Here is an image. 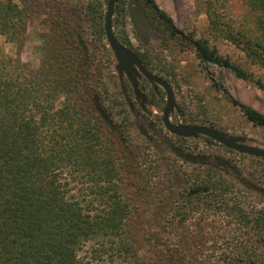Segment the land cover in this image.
Instances as JSON below:
<instances>
[{"label": "trees", "instance_id": "trees-1", "mask_svg": "<svg viewBox=\"0 0 264 264\" xmlns=\"http://www.w3.org/2000/svg\"><path fill=\"white\" fill-rule=\"evenodd\" d=\"M144 1L156 10L152 0ZM106 4L48 0L53 10H71L79 28L71 40L59 28V18L52 20L38 66L26 69L4 45L20 44L40 1L0 0V264H264V204L253 203L251 192L214 168L197 165L184 173L182 189L156 221L161 230L154 236L179 248L192 239L196 250H179V256L170 250L163 260L157 251V263L138 255L126 228L132 204L124 190L121 158L85 94L93 75L97 88L102 85V71H110L114 61L103 31ZM243 5L246 24L235 33L224 29L222 17L208 5L210 32L264 67V0H243ZM158 12L149 17L150 24L163 40H177V32L168 33L162 25L170 19ZM122 28L124 23L117 26V38L131 48ZM195 44L200 62L221 65L264 92L261 79L228 60L221 62L207 39ZM142 60L152 70L151 60ZM241 109L249 122L264 129L263 114ZM248 174L251 183L260 182L255 173ZM188 220L194 227L191 234ZM90 242L86 255H79Z\"/></svg>", "mask_w": 264, "mask_h": 264}, {"label": "rangeland", "instance_id": "rangeland-1", "mask_svg": "<svg viewBox=\"0 0 264 264\" xmlns=\"http://www.w3.org/2000/svg\"><path fill=\"white\" fill-rule=\"evenodd\" d=\"M47 1L40 0V7L37 6L38 13L32 14L28 19L20 44L6 43L4 45L6 53L18 57L26 69L36 68L41 58L42 41L40 40L43 33L47 32L48 13H50V10L45 8ZM152 1L156 6V10L151 5L146 4L144 0H115V13L112 24L114 32L117 33V26L124 23V29H122L129 38L134 50L142 53L145 58H149L152 63V72L163 75L170 83L174 93V108L170 114V122L181 124V122L188 121L189 123L195 122L203 126H209L220 133L226 134L228 137L240 139L241 144L264 149V129L249 122L241 109V106H247L264 115V92L258 89L253 82L236 78L223 66L203 64L196 56L195 43L201 39H207L209 46H215L217 56L221 62L228 60L230 63L252 73L254 77L261 79L264 83L263 66L252 64L241 48L234 45L230 40L225 39L218 32H210V23L206 13L208 5L211 4V7L222 17L225 23L224 29L228 30L229 28L231 32L235 33L246 24L243 0ZM132 6L142 11L144 14L143 19H131L133 15ZM122 8H124L125 13L119 14L117 11ZM158 11L164 13L170 19L169 23L162 21V25L168 27V33L171 30H175L177 32L175 36L177 40H163L160 31L156 28L154 29L150 24L149 17L158 16ZM156 20L161 22L159 18ZM247 25H249L248 21ZM84 30L87 36L89 33L87 26L84 27ZM112 57L114 62L110 66V70L114 72L115 77L109 76L106 70L103 72L102 77L104 86L109 91L104 98L103 105L107 110H110L111 114L119 110V107L110 103L112 100L118 101L114 92L113 86L115 85H113V82H117L118 87L122 88L124 77L128 80L131 87L137 84L140 89V83L134 77L135 70L123 63L113 53ZM123 89L122 97L124 102H126V106H128L129 115L126 114L123 117L124 120L120 122V119L115 117V114L111 115L107 111L106 116H111L109 118L111 122L113 121L115 128L109 130L105 124L104 129L107 135L114 140L117 154L121 158L125 194H127V198H130L128 199L135 206V209L140 210L138 212L140 213L139 215H134L132 219L129 218L126 228L129 231L130 238L134 241V247L138 255L142 259L157 263V250L171 249L175 245L168 241L163 246L162 242H159L154 237L155 235L153 236L157 230L161 229L156 227V224L152 226L153 222L150 219H145L146 216L142 209H144L143 201L147 200V196L145 197L143 196L144 194H141L144 192L138 188L137 185L139 184L135 182L136 177L133 172L137 169L135 165L137 158H135L134 151L130 146L132 143L130 144L124 135L128 134L130 138L132 136L133 140L139 139V136L148 139L151 143V151L159 157L160 164L163 162L162 166L175 165L169 158L176 157L178 160L175 165L177 170L180 168V172L185 171L182 176L180 175V181L183 179L184 173L190 172L193 164L181 163L182 159L174 152L169 151L168 146L173 145L180 149L177 146L179 145L184 149L193 148L195 151L207 154L209 155L207 159H209L212 167L217 172H220L222 176L236 186L251 192L254 197L250 195V200L253 203L258 206L264 204V158H252L248 155H241L235 150L231 151L212 141L207 142V139L202 137L192 136L177 140L174 134L169 133L161 126L159 107L155 108V105L148 106L155 118L153 120V116H149L148 120L143 119L142 115H144V112L137 114L136 106L126 97ZM137 100L135 97L134 102L136 104L139 103ZM141 125L146 126L148 134L146 132L139 133ZM151 136L156 141L151 139ZM146 149L147 147L142 144L139 153ZM142 156L143 158H141ZM142 156L140 161L144 169L150 168L151 173H157L155 169L158 165L156 156L150 152H148L147 157H145L146 155ZM200 163L202 164L203 161ZM141 164L140 168L142 169ZM162 170L161 176L163 175L164 181L169 176H167L166 170ZM169 170H172V167ZM248 173H255L260 182L257 185L251 183L248 180ZM172 180L174 181V189H178L177 178ZM251 186L260 189L261 192L254 190ZM163 194L165 195L166 192ZM174 194L175 192L172 197ZM191 222L192 220L186 222V227L190 234L194 231ZM165 234L162 235L166 236ZM165 239L167 238L162 237V240ZM194 242L189 239L186 244H183L184 247L186 245L189 249ZM91 244V242L87 243L79 252V255H86L84 253L87 249L88 251L90 250ZM192 250H196V248ZM91 264H94V262Z\"/></svg>", "mask_w": 264, "mask_h": 264}, {"label": "flooded vegetation", "instance_id": "flooded-vegetation-1", "mask_svg": "<svg viewBox=\"0 0 264 264\" xmlns=\"http://www.w3.org/2000/svg\"><path fill=\"white\" fill-rule=\"evenodd\" d=\"M38 1H40V0H38ZM47 2L45 4V6H46L45 8L50 10V13H48L47 32L49 30L50 22L52 20H56V18H59L58 20H59V22H61V24L59 25V28H61V30L68 31L69 37L72 40L73 35L75 33V30L76 29L78 30V28H79L78 26L79 25H77V22L75 21L71 10H61V11L53 10L52 8H49L47 6ZM114 4H115V2H114ZM38 7H40V5H38ZM114 8H115V5H114L113 9ZM34 13H38L37 12V6H34V10H33L32 14H34ZM113 15H114V12L112 13V19H113ZM103 21H104V19H103ZM111 22L113 23V20H111ZM112 31H113L114 37L119 42V40L117 38V35L114 32V30H113V24H112ZM47 32L43 33V35L41 36V40H40V41H42L41 51H40L41 52V57H42V54H43V42H44V39H45L44 36H45V34ZM120 44L123 45L122 43H120ZM123 46L126 47L128 50H130L141 61V63L143 64V66L146 68L147 71H149L154 76L162 79L172 89L170 83L167 81V79H165V77L163 75L156 74V73L152 72V70H149L148 67H146V65L143 63V60H142V59L145 60V56L142 53H139L136 50H134L132 45H131V48H129L126 45H123ZM124 62H126V61H124ZM127 66L135 68V72H137V73L134 72V77H135L136 81L138 80V82L140 83V89L138 88L137 84L134 87H131L129 82H128V80L126 78H124V77H123V82H122V88L118 87L117 82H115L116 84L113 82V85H115V86H113V88L115 90L114 92L116 93L117 98H118V101H116L118 103V105H116L113 100L110 101V103L112 105H115L116 107H119V110H117V111H115V113L111 114L110 110H107V108H105L104 105H103L104 104L103 103L104 102V98H105L106 95H108L109 91H108L107 87L103 86L104 83L102 81V78H101L102 85L97 88V85L95 83V80H97V76L95 74V75H93L91 77V79L89 81L90 85H89V88L87 87L88 90L86 89V91H85V94L87 93L86 97L88 99V105H90V103H92L94 105V107H96V108H97V106H100L101 109H103L104 112H105L104 115H107V111H108L111 115L115 114L116 115L115 117H118L120 119V122H121V121L124 120L123 117L126 114L129 115L128 110H127L128 106H126V102H124L123 97H122V95H123L122 89L124 88L123 90H124V92L126 94V97L131 101L132 104H134L136 106L137 114L138 113L142 114V112H144V115H142L143 119L148 120L149 116H151V117L153 116V114H152V112H151V110H150V108L148 106H154L155 105L154 106L155 108L159 107L160 108V114H161L160 117H159L160 118V122H161V126L163 128H165V126L163 124V121H162V111L164 109L165 101H166V92H165L164 88L162 86H160V85H158V84L146 79L141 73H139V71L136 69V67L133 64H132V66L131 65H127ZM105 70L106 69L104 68L103 71H102V77H103V72ZM107 72L111 73V70L107 71ZM110 73L108 74L109 76H110ZM114 77H115V74H114ZM94 78H96V79L94 80ZM106 89H107L108 93L105 92ZM172 93H173V90H172ZM173 96H174V93H173ZM135 97L138 99L137 101L139 102L137 104H136V102H134ZM172 111H173V109H172ZM172 111L169 113V121H170V114L172 113ZM143 116H145V117H143ZM109 117H111V116L110 115L108 116L109 125L107 124V126H108L109 130H111V129L115 128V125L113 124V121L111 122V119ZM154 118L155 117L153 116L152 119L154 120ZM170 123H172L174 125H198V126H203V125L197 124L195 122L189 123L188 121L187 122H181V124H177L175 122H170ZM205 127H209V126H205ZM210 128H212V127H210ZM118 130H121V129H118ZM139 131H140L139 133H141V134H142V132H146L148 134V132H147L148 129H146L145 125H141ZM124 136L126 137L127 141L130 142V144L132 143V145H130V146H131L132 150L134 151L135 158H137L135 160V165H136L137 169L133 172L134 176L136 177L135 178V182H136V184L137 183L139 184V185H137L138 188L144 192V193H141V194H144L143 196H145V197L147 196V200L143 201L144 209H142V211H143V213L146 216L145 219H150V221L153 222L152 226H154L156 221L163 216V212L166 209L169 208V206L173 203V201L177 198L179 192L181 191L182 186H183V179L180 181V175L182 176L183 172H185V171L180 172L179 171L180 168L177 170L175 165H176V163H178V160H177L176 157H173L172 159L169 158L172 162L175 163V165H173V166L169 165L168 167H165L164 165L162 166L163 162L161 164L159 163V160H160L159 157L155 153H153L151 151V149H150L151 148V145H150L151 143L145 137H141V136L138 135L139 139H137V140L134 139L133 140L132 136L130 138V135H128V134L124 135ZM196 136L207 139L206 140L207 142H211L212 141L213 143L219 144V143H217L216 141H214L213 139H211L208 136L201 135V134H198ZM151 139L156 141V139L154 137H152V136H151ZM176 139L177 140L185 139V137L176 136ZM142 144L144 146H146L147 149L144 150V151L142 150L141 153H139L140 147H142ZM219 145H221V144H219ZM177 146L180 149L182 148L179 145H177ZM221 146H223V145H221ZM168 149H169V151L174 152L175 154H177V156H179L180 159H182L181 163H189V162L185 161L181 157L182 153H189V154H192L193 157H198L199 156L201 158L200 160H198L199 163L203 161L202 164L200 163V164H193V165H197L198 167L204 168V169L208 168V167L213 168L212 164L209 161V159H207V157L209 158V155L202 154V153H200L198 151H195L193 148H188V149L182 148V150H180L177 147H174L173 145H170V146H168ZM148 152H150L151 154L156 156V159L158 160L157 161L158 165H157V167H155V169L157 170V173H155V174L151 173L148 170V168L144 169V166L141 164L142 162L140 161V157L142 155H146L145 157H147ZM141 158H143V156ZM136 161H137V163H136ZM140 164L142 166V169L140 168ZM174 166H175L176 169L174 168ZM171 167H172V170H169ZM162 169L166 170L167 171V176H169L164 181H163V175L161 176L162 171H163ZM176 178L178 180V182H177L178 185L177 186H179V188L175 190L174 189V181L172 179H176ZM165 192H166V194L164 195L163 193H165ZM174 192H175V194L172 197V194ZM126 197H127V194H126ZM135 210H137V211H135ZM139 211H138V209H135V206L132 205L130 219H132V217L134 215H139L140 214V213H138ZM134 212H136V213H134ZM154 235L155 234H153V236ZM170 250H171L172 253H175V256H179L180 252L182 254H184L188 250V248L185 245V247L183 246V249L179 248V246H175V247H173L171 249L165 248V249L157 250V251H159L158 259L161 258L163 260V256H164L163 254L169 252ZM179 250H180V252H179ZM160 251H162V252H160ZM178 259H179V263H180L181 260H182L181 257H179Z\"/></svg>", "mask_w": 264, "mask_h": 264}, {"label": "water", "instance_id": "water-1", "mask_svg": "<svg viewBox=\"0 0 264 264\" xmlns=\"http://www.w3.org/2000/svg\"><path fill=\"white\" fill-rule=\"evenodd\" d=\"M114 2L115 0H107V4L105 7V13H104L103 30H104V36L107 42V46L109 47L111 52L114 54V56L118 57L123 63H125L126 65H131V66L133 64L136 67V69L139 71V73H141L146 79L164 88L166 92V101H165L164 109L162 111V121H163L165 128L170 133L176 136L185 137V138L196 136L198 134L205 135L228 149L235 150L239 153H244L249 156L264 158V149H259V148L241 144L240 139L234 138V137H228L226 134L220 133L214 128L198 126V125H174L170 123L169 113L174 108V96L172 93V89L162 79L154 76L149 71H147L146 68L141 63V61L130 50H128L126 47L121 45L116 40V38L114 37L113 31H112V24H111ZM131 11L133 13V15L131 16L132 20L144 18V14L142 13V11L138 10L137 7L132 6ZM133 69L135 70V68ZM97 110L99 111L105 124L107 125L109 121H108V117L104 115L105 113L104 110L101 109L100 106H97ZM181 157L185 161L192 163V164H198L199 163L198 160L201 159L199 156L193 157L192 154H189V153H182ZM251 187L254 190L260 191V189L254 188L253 186Z\"/></svg>", "mask_w": 264, "mask_h": 264}]
</instances>
